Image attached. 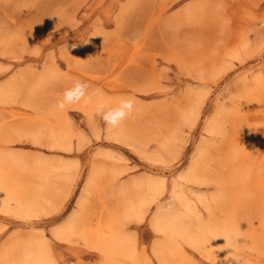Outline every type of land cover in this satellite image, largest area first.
<instances>
[{
  "label": "rangeland",
  "instance_id": "rangeland-1",
  "mask_svg": "<svg viewBox=\"0 0 264 264\" xmlns=\"http://www.w3.org/2000/svg\"><path fill=\"white\" fill-rule=\"evenodd\" d=\"M261 21L264 0H0V264L29 247L41 264H264ZM77 80L86 99L59 109ZM125 97L106 126L97 106ZM180 215L233 243L171 234Z\"/></svg>",
  "mask_w": 264,
  "mask_h": 264
},
{
  "label": "bare ground",
  "instance_id": "bare-ground-1",
  "mask_svg": "<svg viewBox=\"0 0 264 264\" xmlns=\"http://www.w3.org/2000/svg\"><path fill=\"white\" fill-rule=\"evenodd\" d=\"M247 45V44H246ZM80 108L83 110V111H86V112H88L89 110H90V108H89V106L87 105L86 106V104L85 105H83V106H80ZM217 128V127H216ZM215 129V128H214ZM218 129V128H217ZM216 130V129H215ZM54 136L56 137V139H59V138H61L60 136V134H59V132H54ZM53 136V137H54ZM54 137V138H55ZM66 139V138H65ZM60 140V139H59ZM69 142V141H68ZM195 166V165H194ZM197 166V165H196ZM195 166V167H196ZM197 169V168H196ZM195 169V170H196ZM192 172H193V169H192ZM147 186H146V190H147V194H150V195H155V193L157 194V190H158V185L154 182V181H150V182H148L147 184H146ZM151 192V193H150ZM146 194V195H147ZM138 195H139V193H138ZM14 198H16V199H19V194H17V193H15L14 194ZM20 199H22V197H20ZM146 200H148L145 196H139L138 197V199H130L129 201H127L128 202V204H127V206H128V212H130V213H138V208L140 207V205L142 204V202H145ZM44 201L45 202H48L47 200H45V199H42L41 201L40 200H36V201H33V202H31V201H26V206L29 208V209H25V211H27L28 213L30 212L31 213V211H30V209L32 210V209H34V208H36V207H38V205H41V204H43L44 205ZM44 208V207H43ZM183 215V214H182ZM187 215V214H186ZM161 216V215H160ZM159 219V216L156 218V220H158ZM77 221V216L75 215V216H73V219L72 220H70L66 225H64L62 228H59V229H57L56 231H55V235L56 236H58L59 238H64L65 239V237L68 235H70V234H72V232L71 231H73V229L74 230H76V222ZM199 223V222H198ZM191 224H192V222H191ZM201 224V226L203 225L202 223H200ZM158 228H161V227H163V225L161 224V222H157L156 224H155ZM205 225V224H204ZM191 226H194L193 224L192 225H189L188 224V222L186 221V219L184 218V217H182L181 215L180 216H177V217H173V218H169L168 219V221L164 224V228L166 229V230H168L171 234H173V235H181V236H183V237H186L187 239H191L192 241H190V242H196L195 244L197 245V243H199L198 245L200 246V247H202V245H205V244H203L204 242H202L200 239V241L198 240V239H196V237H195V239H193L192 238V236L191 235H193L196 231H197V233L200 231L201 232V230H196L195 231V229L193 230L194 231V233L193 234H191L192 233V230L191 229H193L194 227H192L191 228ZM198 226V225H197ZM201 226H199V227H197V228H200L201 229ZM207 226V225H206ZM205 226V227H206ZM189 227H190V231H189ZM203 227V226H202ZM196 228V229H197ZM204 228V227H203ZM206 228H204V230H205ZM206 230H212V231H214L213 229H209V228H207ZM203 231V230H202ZM207 232V231H206ZM210 233H211V231H209ZM227 232V231H226ZM197 233H195V234H197ZM213 234H216L217 233V231L214 233V232H212ZM191 234V235H190ZM199 234V233H198ZM212 234V235H213ZM233 234V233H232ZM201 235V234H200ZM67 236V237H68ZM195 236V235H194ZM193 236V237H194ZM219 236H224L225 238H226V240L224 239V238H222V237H220V238H217V237H219ZM199 237H201V236H199ZM216 239H217V243H218V245H216L215 247V249L217 250H213L212 249V244H210V246L209 245H205V249H206V247L208 248V251H210L211 249L213 250V253L216 251L217 252V254L219 253H221V251H218V250H220V249H224V250H227L230 246V244L231 243H233L232 242V236L231 235H229L228 233H223V232H218L217 234H216ZM227 241V242H226ZM31 242H33V241H31ZM36 242V241H35ZM202 242V243H201ZM207 243V242H206ZM202 244V245H201ZM209 244V243H208ZM30 246V245H29ZM34 246V245H33ZM225 248H227V249H225ZM27 249H29V251L32 253V262H34V264H41L42 263V256H43V252L38 248V250L37 249H34V248H32V249H30V247L29 248H27ZM28 251V250H27Z\"/></svg>",
  "mask_w": 264,
  "mask_h": 264
},
{
  "label": "clouds",
  "instance_id": "clouds-1",
  "mask_svg": "<svg viewBox=\"0 0 264 264\" xmlns=\"http://www.w3.org/2000/svg\"><path fill=\"white\" fill-rule=\"evenodd\" d=\"M259 27L264 28V21L260 22ZM87 89L88 85L86 83L77 80L72 87L64 91L63 98L58 101L57 107L61 110H64L69 105L79 103L81 100H85L87 97ZM105 108V104H99L96 108L97 115L101 117L106 126L116 129L122 124L123 121L132 115L135 109V101L133 98L125 97L121 98L116 106L108 108L107 110H105ZM220 237L226 240L224 236H219L217 238ZM240 238L241 237H236L237 240ZM222 250L224 249H220L218 251ZM225 261L226 264H228V261H231V264H241L240 258L236 256H228V259ZM22 264H32V253L30 251H25L22 258Z\"/></svg>",
  "mask_w": 264,
  "mask_h": 264
}]
</instances>
